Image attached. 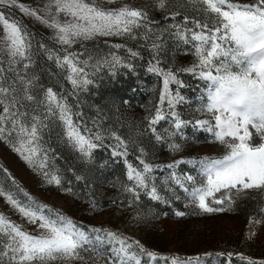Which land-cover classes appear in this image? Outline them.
I'll use <instances>...</instances> for the list:
<instances>
[{
	"label": "rangeland",
	"instance_id": "obj_1",
	"mask_svg": "<svg viewBox=\"0 0 264 264\" xmlns=\"http://www.w3.org/2000/svg\"><path fill=\"white\" fill-rule=\"evenodd\" d=\"M18 2L40 10L43 15L48 0ZM97 2L105 8L127 5L142 10L146 18L140 27L134 29L135 38L98 35L69 47L57 42L52 28L26 15L19 7L0 5V11L10 22H17L28 34L30 60L14 67L25 80H32L31 94L36 101L44 99L46 89H53L70 107L73 122L80 126L81 132L87 128L91 132L85 135L94 137L99 134L101 137L100 141L93 140L97 147L86 157L68 143L58 110L53 115L44 106L24 100L25 107L20 111L26 113L29 122L32 115H39L42 119L47 117L44 123L48 126L40 133V143L48 156L47 164L43 170L30 166L14 150L13 145L18 146L15 134L5 133V138H0V187L24 203L28 202L24 196L27 193L38 204L47 206L45 214L51 209L53 214H62L89 233L92 245H86V250L81 251L84 259L73 264H106L112 245L97 242V234L89 231L93 228L118 233L129 238V242L138 241L146 251L156 254L155 259L140 254L139 248L133 244L132 251L141 264H172V258H178L182 264H264V211H261L264 209V190L237 193L236 190L222 189L206 197V203L214 209L224 210L205 212L197 206L198 202L186 195L184 188L171 179L173 173L181 179L191 175L195 184L184 181L185 187L189 190L199 187L204 183L199 175V165L190 161L221 157L227 151L224 144L216 141L207 125H196L197 120L215 124L212 114L206 110L207 82L199 77V69L196 73L182 70L198 63L195 42L185 43L176 35L178 28L181 32L185 28L200 31L194 21L211 27L215 23L210 18L212 14L203 12V5L194 0H165L164 8L159 7V0ZM236 2L248 3L249 0ZM2 34L3 25L0 24ZM191 34L186 33L189 41ZM67 52L77 54L81 60L91 57L85 71L88 73L86 78L92 83L73 88L67 79V68L56 62L57 57H63ZM133 52L137 55L133 56ZM113 54L121 61L115 67L95 66L97 60L111 61ZM0 60L6 75L13 77L14 74L7 71L6 54H0ZM24 64H28L26 69ZM153 65L164 71L171 70L180 81L179 84H169L171 95L183 98L171 108L167 99L160 103L163 77L148 70ZM17 87H20L19 82ZM157 106L166 118L150 127L149 120L155 116ZM173 111L186 122L179 129L170 114ZM249 130L257 133L251 127ZM157 134L162 137L160 141L156 139ZM116 137L125 141L127 155H113L114 150L125 152L124 146L116 147ZM260 139V143H264L261 136ZM173 144L179 145V149L172 150L169 145ZM141 159L153 167L147 174L149 187L147 191L138 189L137 199L136 195L124 190L125 186L134 183L128 180L125 161L143 171ZM176 161L183 162L174 168L167 167ZM45 171L56 174L60 184H49L43 175ZM153 185L161 199L154 200L148 195ZM214 199L223 202L216 204ZM177 212L184 215L178 216ZM0 214L20 225L25 232L38 234L37 226L29 223L3 197H0ZM2 264H9L8 256L3 257ZM52 264L62 262L57 260Z\"/></svg>",
	"mask_w": 264,
	"mask_h": 264
},
{
	"label": "snow or ice",
	"instance_id": "obj_2",
	"mask_svg": "<svg viewBox=\"0 0 264 264\" xmlns=\"http://www.w3.org/2000/svg\"><path fill=\"white\" fill-rule=\"evenodd\" d=\"M112 3L113 0H106ZM203 5L201 9L206 14H212L211 19L215 23L209 27L207 23L194 21L195 27L200 31L185 28L184 32L177 29L176 35L185 40V43L195 42V55L198 63L192 68L182 69L196 73L207 82V112L212 114L215 124L209 121L197 120L196 125L204 127L214 133L216 141L224 144L227 151L221 157H202L198 161H190L199 165V175L203 179L199 187L189 190L184 181L195 184V178L191 175L177 177L172 174L171 179L184 188L186 195L197 206L205 211H223V208H212L206 203V197L221 192L222 189L236 190H264V143L256 145L252 143L253 134L250 127L264 139V0H249L248 3L236 2V0H194ZM0 5L5 7H19L26 15L32 16L54 30V38L61 45L71 46L82 40H89L95 36H123L133 35L134 29L141 26V21L146 18L140 9L130 8L125 5L120 8L102 7L97 0H48L43 8V15L38 9H30L20 4L18 0H0ZM159 7H165V0H159ZM185 22L188 18L185 17ZM0 24L3 25V34L0 35V54H6L8 60V72L13 77L6 75V70L0 66V138H5V133L15 134L18 146L13 145L14 150L29 163L30 166L43 170L47 164V153L44 152L40 141V133L48 125L39 115H32L29 122L26 113L20 108L25 107L22 101H32L44 106L53 115L59 112V118L65 125V135L69 144L82 155L88 157L91 150L97 147L93 142L100 141L99 134L94 137L85 135L91 132L85 128L82 133L80 126L72 119V112L66 101L59 97L51 88L45 90L44 99L36 101L31 94L32 80H25L20 76L14 65L30 60L28 51L31 47L28 34L15 21L10 22L5 13L0 11ZM191 32V41L186 38V33ZM119 48L121 45H114ZM154 47H156L154 45ZM133 56L137 53L133 52ZM52 56H49L51 59ZM88 60H81L77 54L67 52L63 57H57L56 62L60 67L68 70L67 79L73 88L86 87L92 83L87 79L85 68ZM121 61L114 54L112 60H97L96 67L109 65L115 67ZM3 61L0 60V64ZM83 65V66H80ZM26 69L28 64H24ZM163 77V90L160 94V103L167 99L171 108L182 97H173L169 92V84L180 83L175 74L169 70L164 71L153 65L148 69ZM19 82L20 87H17ZM22 93L23 95H20ZM35 111V110H33ZM175 119V127L179 129L185 121H181L173 111L170 113ZM78 115V114H77ZM166 117L157 106L155 116L149 120V126L155 125ZM155 133V128H152ZM117 148L124 146L125 152L113 151V155H127L126 143L116 137ZM157 141L162 137L156 135ZM86 146V147H85ZM172 150H178L179 145H169ZM143 151V150H141ZM43 152V156L40 153ZM27 153V154H26ZM176 161L167 165L174 168ZM128 167V180L134 181L132 186H125L124 190L136 195L138 189L147 191L152 171V165L143 159V171L134 168L125 161ZM49 184H60V178L47 171L43 172ZM79 179V177H78ZM15 184V181H13ZM18 188V186H17ZM19 191H23L19 189ZM148 195L157 200L161 197L157 194L156 187L151 186ZM27 203L18 200L13 193L0 187V197H3L22 217L31 224L37 226L38 234L25 232L20 225L0 214V264L3 257L8 256L9 264H52L61 261L62 264H73L83 260L82 250L85 246L92 245L88 232L81 230L75 223L60 213L45 214L46 205L38 204L27 193H24ZM229 202L231 198L229 197ZM216 204L223 201L214 199ZM264 211V209H261ZM182 216L184 213L177 212ZM259 223V221H257ZM96 233L95 240L100 244H110V256L106 264H141L137 254L132 251L135 244L140 254H146L155 259L156 254L146 251L138 241L129 242V238L109 231L107 229L93 228L89 230ZM6 239V243L4 242ZM118 245V246H117ZM93 251L97 249L93 248ZM232 254L229 253V256ZM167 260V257H162ZM172 264H182L178 258H172Z\"/></svg>",
	"mask_w": 264,
	"mask_h": 264
},
{
	"label": "trees",
	"instance_id": "obj_3",
	"mask_svg": "<svg viewBox=\"0 0 264 264\" xmlns=\"http://www.w3.org/2000/svg\"><path fill=\"white\" fill-rule=\"evenodd\" d=\"M252 134H253V137H252V143L256 144V145H259L260 142H261V139H260V135L258 133H255L251 130Z\"/></svg>",
	"mask_w": 264,
	"mask_h": 264
}]
</instances>
